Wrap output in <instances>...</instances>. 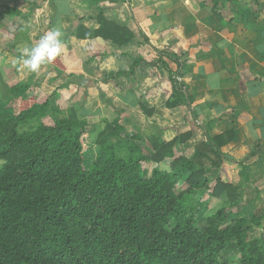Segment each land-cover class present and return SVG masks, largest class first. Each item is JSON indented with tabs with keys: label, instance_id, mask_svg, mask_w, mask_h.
Listing matches in <instances>:
<instances>
[{
	"label": "crops",
	"instance_id": "0c3cea01",
	"mask_svg": "<svg viewBox=\"0 0 264 264\" xmlns=\"http://www.w3.org/2000/svg\"><path fill=\"white\" fill-rule=\"evenodd\" d=\"M7 8L20 17L1 16ZM99 18L129 30L133 40L117 46L90 39L99 29ZM53 27L61 30L65 45L56 60L63 58L65 67L77 60L79 65L61 70L51 63L38 73L30 72L23 67L22 50L34 47ZM160 52L176 56L174 63L163 61L182 77L186 101L180 107H165L170 85L167 71L156 62ZM136 60L143 64L127 74ZM11 64H17L15 83L30 85L26 97H47L66 84L59 91L63 107L77 105L88 122L100 118L93 122L96 125L117 122L123 138H140L136 143L145 154L151 153L155 140L187 133L191 138L174 146V158L189 159L201 143L212 145L219 158L212 157L217 163L212 168L206 163L210 188L200 197L196 214L206 211L208 217L232 205V220L261 219L253 230L260 238L264 0H0V71ZM170 161L157 167L168 171ZM187 175L177 181L180 189L186 187ZM216 180L231 187L220 198L211 196Z\"/></svg>",
	"mask_w": 264,
	"mask_h": 264
},
{
	"label": "trees",
	"instance_id": "16d2710c",
	"mask_svg": "<svg viewBox=\"0 0 264 264\" xmlns=\"http://www.w3.org/2000/svg\"><path fill=\"white\" fill-rule=\"evenodd\" d=\"M7 15L20 17L9 8L1 16ZM98 22L90 39L123 46L134 38L122 26ZM163 58L174 63L176 56L160 52L156 61L168 73L164 104L173 109L186 101L184 84ZM62 61L52 64L61 70L79 65ZM142 64L134 61L127 74ZM16 68L0 71V264H227L220 255L230 247L239 254L238 264H264V231L253 236L260 218L232 220V205L225 204L197 227L200 197L210 188L206 163L212 168V157L219 158L212 145L201 143L189 159L174 158V146L191 138L187 133L155 140L145 154L138 136L123 138L117 122H105L93 139L97 155L85 168L82 139L92 125L76 107L61 105L59 91L66 84L47 97H26L28 83L8 85ZM18 100L16 112L10 104ZM166 160L169 169L162 171L157 166ZM149 164L155 167L146 177ZM185 175L180 189L177 181ZM230 189L216 180L211 196Z\"/></svg>",
	"mask_w": 264,
	"mask_h": 264
},
{
	"label": "rangeland",
	"instance_id": "374dc122",
	"mask_svg": "<svg viewBox=\"0 0 264 264\" xmlns=\"http://www.w3.org/2000/svg\"><path fill=\"white\" fill-rule=\"evenodd\" d=\"M13 65V64H11ZM11 65H4V66H11ZM6 67L4 69H6ZM16 81H12L10 82L8 85H13ZM2 94L4 95V97H7L8 94H7V91L2 88ZM10 106L17 112V106H18V102H12L10 104ZM72 107H76L78 110V106L77 105H73ZM83 118L86 117V116H82ZM84 119H87V118H84ZM89 122L88 123H97L100 121V118H95V117H92V118H88ZM44 123L46 125H50L51 124V121L50 120H46L44 121ZM94 124V123H93ZM103 127V124H101V122L96 125L94 124L93 126H89V130H88V133L83 137L82 139V144H83V165L85 168H89L91 166V164L93 163L96 155H97V146L93 143V139L94 137L96 136L97 132L99 130H101ZM121 155L125 156V153H120ZM151 164H149L148 166H146L145 170H144V174L146 177H149L150 176V171L152 169V167H155L154 165L150 166ZM195 200V199H193ZM208 212L206 211H203L202 214L200 212H198V214H196V220H197V227L198 228H203L204 227V220H205V215L207 214ZM221 257V261H226L227 264H238V259H239V254L238 252L230 247L228 249H226L224 252L221 253L220 255Z\"/></svg>",
	"mask_w": 264,
	"mask_h": 264
},
{
	"label": "clouds",
	"instance_id": "9594fccd",
	"mask_svg": "<svg viewBox=\"0 0 264 264\" xmlns=\"http://www.w3.org/2000/svg\"><path fill=\"white\" fill-rule=\"evenodd\" d=\"M62 36L61 30L53 27L40 37L34 47L24 48L22 50L23 67L30 72L38 73L47 65L53 63L61 56L62 50L65 47Z\"/></svg>",
	"mask_w": 264,
	"mask_h": 264
},
{
	"label": "built area",
	"instance_id": "2783aa9c",
	"mask_svg": "<svg viewBox=\"0 0 264 264\" xmlns=\"http://www.w3.org/2000/svg\"><path fill=\"white\" fill-rule=\"evenodd\" d=\"M175 80H176V82L179 83L180 85L182 84V77H181V75L177 74V75L175 76ZM182 90H185V89H184V86H182Z\"/></svg>",
	"mask_w": 264,
	"mask_h": 264
}]
</instances>
